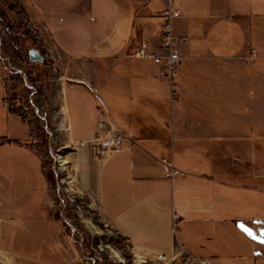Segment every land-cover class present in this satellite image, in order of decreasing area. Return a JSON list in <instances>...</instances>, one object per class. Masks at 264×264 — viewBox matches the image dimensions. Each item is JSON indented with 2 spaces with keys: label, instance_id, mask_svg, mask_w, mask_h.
I'll use <instances>...</instances> for the list:
<instances>
[{
  "label": "crops",
  "instance_id": "obj_1",
  "mask_svg": "<svg viewBox=\"0 0 264 264\" xmlns=\"http://www.w3.org/2000/svg\"><path fill=\"white\" fill-rule=\"evenodd\" d=\"M9 3L26 13L23 25H42L59 63L70 171L109 227L146 258L184 250L213 262L226 253L264 264V117L245 115L264 108V0H175V31L189 42L174 103L160 67L133 55L142 43L159 49L162 0ZM4 74L0 68L8 125L0 137V225L7 249L14 264H77L79 249L68 243L51 200L46 161L24 113L13 109L19 101L10 100ZM101 115L134 141L104 156L91 144L80 147ZM228 151L241 163L233 183L220 167ZM163 158L184 176L169 179Z\"/></svg>",
  "mask_w": 264,
  "mask_h": 264
},
{
  "label": "rangeland",
  "instance_id": "obj_2",
  "mask_svg": "<svg viewBox=\"0 0 264 264\" xmlns=\"http://www.w3.org/2000/svg\"><path fill=\"white\" fill-rule=\"evenodd\" d=\"M20 22L15 15L9 12L5 3L0 2V49L1 57L4 58V61H0V68L6 73L4 74L7 77L5 83L10 100L19 101V104H13V109L18 113L20 111L24 113L23 116L25 115L31 132L37 140L33 139V142L46 161L51 184V200L57 216L63 217L65 220L63 224L66 225V232L69 235L68 243L79 249L80 259L77 264L82 261L90 264H145V261H137V256H141L144 260L147 259L146 264H168L151 257L146 258L145 254L135 252L134 248L118 236L101 217L96 202L90 201L85 196L75 195L76 190L70 185H68L71 192L69 195L63 191L64 187L61 181L64 180L67 183L69 180L66 178L67 174L65 177H61L55 170V163L58 159L56 155H60V162L66 160L71 163L70 153L73 150L69 147L66 134L60 129V121L63 117L60 110L63 105L62 89L64 84V81L61 80V69L59 63L48 64L30 61L29 50H33L35 45ZM175 108L177 109V107ZM252 111L254 114L257 112L259 114L256 115L264 117V108L245 110V115L251 116ZM2 114L3 111L0 108V137L5 135L8 128V125L2 120ZM16 126L17 124L13 123L14 131ZM234 156L235 152L233 154L228 151L220 164L222 176H226L229 183H233L235 180L236 166L240 167L241 165V163H236ZM243 165L246 173L251 167V160L246 158ZM217 166L219 165L215 161L214 172H217ZM69 169L71 170V167ZM71 177L76 178V185L79 186L77 177L70 172ZM228 224L231 226V223ZM238 225L242 232V225ZM111 249L116 250L121 259L116 258ZM227 253L230 254V252ZM210 261L212 264L240 263L236 261L235 257L226 255V253L220 262H213L211 259ZM0 264H14L7 249V241L1 230V225ZM177 264H182V262Z\"/></svg>",
  "mask_w": 264,
  "mask_h": 264
},
{
  "label": "built area",
  "instance_id": "obj_3",
  "mask_svg": "<svg viewBox=\"0 0 264 264\" xmlns=\"http://www.w3.org/2000/svg\"><path fill=\"white\" fill-rule=\"evenodd\" d=\"M164 4V9L160 13V17L164 19V24L162 27V36L160 38L159 49L154 50L146 43H142L134 51V56L151 60L160 67L159 77L166 81L170 89L171 101L174 103L177 101L179 92H178V79L180 77L181 66L185 60L182 55L183 47L189 42V38L185 36H179L175 31V23L181 18L180 10L175 8V0H162ZM23 27L28 32V35L31 37L36 49L43 57L44 63H56L54 52L51 46L47 43L46 37L42 32V25L35 23L34 21H29L24 24ZM0 58H1V49H0ZM133 142L134 139L115 128L106 116L101 115L96 132L94 136L87 141L79 143L80 147H84L87 142L92 141V147L94 153L97 155L104 156L105 153H116L121 150V143L123 141ZM57 160L55 163V170L61 177H65L67 174V183L62 180V186L64 187V192L69 195L71 192L68 188V185L73 184L70 178V169L69 165H62L59 161V156L56 155ZM161 162L167 169V177L169 179H174L177 177L184 176V173L178 170L172 159L163 158ZM76 194L80 197H84V194L79 190L78 186H75ZM131 246V245H130ZM132 248H134L132 246ZM160 258H166L167 255L159 254ZM182 262V264H212L209 259L198 258L184 250L179 251L176 255L170 258L168 264H177ZM79 264H90L88 262H79Z\"/></svg>",
  "mask_w": 264,
  "mask_h": 264
},
{
  "label": "bare ground",
  "instance_id": "obj_4",
  "mask_svg": "<svg viewBox=\"0 0 264 264\" xmlns=\"http://www.w3.org/2000/svg\"><path fill=\"white\" fill-rule=\"evenodd\" d=\"M91 144V146H92V141H90L89 143H86V145H90ZM86 145H85V147H86ZM93 148V147H92ZM61 159H62V157H61ZM61 164L62 165H66L67 166V164L70 166V163L68 162V161H62L61 162ZM70 168V167H69ZM71 179H72V181L71 182H73V184H70V186H71V188H75V186H77L76 184V178L74 177V179L71 177ZM74 183H75V185H74ZM75 190H76V188H75ZM71 191H73V190H71ZM112 251V253L114 254V256L116 257V258H118V259H121V257H120V255H119V253L116 251V250H114V249H111ZM146 260L147 259H145V264H146ZM157 260L158 261H161V262H164V263H166L168 260H169V257H166V258H160V256L159 255H157ZM144 264V263H143Z\"/></svg>",
  "mask_w": 264,
  "mask_h": 264
},
{
  "label": "trees",
  "instance_id": "obj_5",
  "mask_svg": "<svg viewBox=\"0 0 264 264\" xmlns=\"http://www.w3.org/2000/svg\"><path fill=\"white\" fill-rule=\"evenodd\" d=\"M0 2L5 3V6H7L9 12L17 17L18 20H22L26 18V13H23V11H18L15 9V7L9 3V0H0ZM21 25H23L20 22ZM26 36V35H24ZM12 100V99H11ZM14 100V99H13Z\"/></svg>",
  "mask_w": 264,
  "mask_h": 264
},
{
  "label": "water",
  "instance_id": "obj_6",
  "mask_svg": "<svg viewBox=\"0 0 264 264\" xmlns=\"http://www.w3.org/2000/svg\"><path fill=\"white\" fill-rule=\"evenodd\" d=\"M29 59L31 62L35 63H44V57L37 51V50H31L29 51Z\"/></svg>",
  "mask_w": 264,
  "mask_h": 264
}]
</instances>
